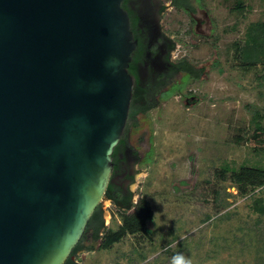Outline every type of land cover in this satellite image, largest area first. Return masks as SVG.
<instances>
[{
	"label": "water",
	"instance_id": "obj_1",
	"mask_svg": "<svg viewBox=\"0 0 264 264\" xmlns=\"http://www.w3.org/2000/svg\"><path fill=\"white\" fill-rule=\"evenodd\" d=\"M124 0H0V264H65L133 99Z\"/></svg>",
	"mask_w": 264,
	"mask_h": 264
},
{
	"label": "rangeland",
	"instance_id": "obj_2",
	"mask_svg": "<svg viewBox=\"0 0 264 264\" xmlns=\"http://www.w3.org/2000/svg\"><path fill=\"white\" fill-rule=\"evenodd\" d=\"M225 1L202 0L210 21L200 33H192L188 14L169 7L164 29L200 76L186 74L181 91L128 122L140 157L133 202L143 197L152 205L151 234L127 235L109 249L99 240L75 254L80 264H172L176 255L192 264H264V213L255 207L264 187L242 194L230 177L241 165L264 167V145L252 140L257 121L264 125V62L249 67L235 53L249 25L264 21V0ZM101 210L107 229L133 211L106 197Z\"/></svg>",
	"mask_w": 264,
	"mask_h": 264
},
{
	"label": "flooded vegetation",
	"instance_id": "obj_3",
	"mask_svg": "<svg viewBox=\"0 0 264 264\" xmlns=\"http://www.w3.org/2000/svg\"><path fill=\"white\" fill-rule=\"evenodd\" d=\"M193 1L195 0H188V2L185 0L183 4L177 5L175 0H170L169 4L167 0H124L123 7L129 13L131 28L138 40L129 66V72L133 75L135 82L133 95L134 92H137L139 97L144 99L150 92L155 95L159 105L161 99L168 97L174 91L182 90L180 85L183 77L187 74L182 66L186 59L176 54L177 43L166 32L162 21L169 7H179L178 9L188 14L196 22L195 26H192V33H200L203 25H209L210 12L202 5V0H196L199 3L198 7L193 4ZM225 2L227 3L228 0ZM200 11L203 15L202 19L196 17ZM213 30L214 27L211 26L209 34H212ZM225 30L227 31L228 27ZM176 77L181 78L179 80ZM174 85L178 86L173 88ZM182 94L180 92V96ZM192 98L196 97L192 96ZM129 120L130 117L128 122ZM128 122L113 153L114 167L110 183L114 184V187L125 196H130L133 201L134 193L129 189V185L136 182V176L140 172L136 169L140 157L130 145V134H128L127 143L123 141L127 133ZM110 200L112 201V199Z\"/></svg>",
	"mask_w": 264,
	"mask_h": 264
},
{
	"label": "trees",
	"instance_id": "obj_4",
	"mask_svg": "<svg viewBox=\"0 0 264 264\" xmlns=\"http://www.w3.org/2000/svg\"><path fill=\"white\" fill-rule=\"evenodd\" d=\"M184 1L185 0H175V4L181 5ZM186 1L188 2V0ZM238 7L240 9L244 8L241 2H239ZM235 45L236 56L249 67L264 62V21L251 23L247 29V38L244 43L236 42ZM182 68L189 77L198 78L200 76L201 70L199 71L196 69L187 59ZM183 86L184 84H181L180 88H183ZM158 103L159 101L155 99V95L150 92L146 94L144 99H141L139 94L134 92L129 114L130 120L135 119L139 114H146L149 110L156 107ZM252 136V140H254L256 144H260V146L264 145V125L261 121H257L254 135ZM127 138L128 131L123 140L125 143L128 141ZM230 170V177L240 193L246 194L249 190L264 187V167L241 165L237 169ZM228 171L229 167L225 166L220 172L224 176ZM105 197L112 199V202L119 208L125 211L133 209V211L123 215L122 223L118 229H107L100 204L90 219L83 237L76 245L65 264H80V261L74 258L75 254L86 248L94 250L95 243L99 240H101L100 246L102 248L109 249L127 235H134L141 232L147 235L151 234L148 232L147 224L149 221L153 220L154 211L152 205L146 198L142 197L135 205L130 196H125L119 189H116L112 183L109 184ZM255 207L261 213H264V200L260 197L257 198ZM87 240H90L91 244L86 245Z\"/></svg>",
	"mask_w": 264,
	"mask_h": 264
},
{
	"label": "clouds",
	"instance_id": "obj_5",
	"mask_svg": "<svg viewBox=\"0 0 264 264\" xmlns=\"http://www.w3.org/2000/svg\"><path fill=\"white\" fill-rule=\"evenodd\" d=\"M139 179V176L137 177ZM136 188L135 184H130L129 189L134 191ZM172 264H192L190 259H186L183 255H176L172 258Z\"/></svg>",
	"mask_w": 264,
	"mask_h": 264
}]
</instances>
